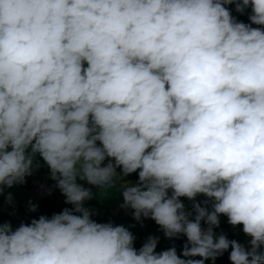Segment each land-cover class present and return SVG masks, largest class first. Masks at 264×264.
I'll use <instances>...</instances> for the list:
<instances>
[{
	"label": "clouds",
	"instance_id": "9594fccd",
	"mask_svg": "<svg viewBox=\"0 0 264 264\" xmlns=\"http://www.w3.org/2000/svg\"><path fill=\"white\" fill-rule=\"evenodd\" d=\"M42 166L72 207L0 222V264H264V0H0V196Z\"/></svg>",
	"mask_w": 264,
	"mask_h": 264
},
{
	"label": "crops",
	"instance_id": "0c3cea01",
	"mask_svg": "<svg viewBox=\"0 0 264 264\" xmlns=\"http://www.w3.org/2000/svg\"><path fill=\"white\" fill-rule=\"evenodd\" d=\"M232 10V14L235 16L236 13L234 10V5L228 6ZM250 11V10H249ZM42 162V161H41ZM43 163V162H42ZM46 176L45 178L48 181L49 172L46 167H44V171L40 169L36 171L31 177L27 178V183L23 186H14L11 189H6L3 196H0V222H8L10 221L12 225L15 223V215H23L26 219L31 221L33 218H38L40 215H46L51 217L53 213H59L63 208L69 207L71 205H66L64 203V197L60 193L58 189H56L55 193L52 196H47L43 198L37 197L34 191L35 185L40 182V178ZM136 174H132L131 176L125 178L127 180L136 181ZM83 183V182H82ZM86 187H92L90 185L85 184ZM119 184L117 185V188ZM93 193L95 194L94 198L90 201L85 202V207H88L98 214L93 216L97 222H106L108 220H112L115 224H123L125 227H128L130 231L136 236V240L139 244L134 243V247L139 248L142 246L143 242L149 235H157V230L153 226H149L145 224V219L143 223L136 222L132 218V210L131 209H123L120 208L119 205L122 203V196H120L119 191L116 188L110 190H103L93 187ZM8 192L13 194L14 198V206H9L6 203V196ZM29 200L38 204L37 211L31 213L27 210V203ZM189 202H186V204ZM14 212V215H9V213ZM172 245L167 240H159L157 251L166 250ZM182 247H177L178 254L181 252Z\"/></svg>",
	"mask_w": 264,
	"mask_h": 264
},
{
	"label": "trees",
	"instance_id": "16d2710c",
	"mask_svg": "<svg viewBox=\"0 0 264 264\" xmlns=\"http://www.w3.org/2000/svg\"><path fill=\"white\" fill-rule=\"evenodd\" d=\"M237 17L238 20L240 21H243L245 23L248 22V12H246L244 15H241V14H236L235 15ZM42 163V162H41ZM41 171H44V166H42L40 168ZM46 176L44 175V177L40 178V182L43 180V179H46L45 178ZM136 179H138V176H136ZM47 180V179H46ZM48 181V180H47ZM39 182V183H40ZM48 182H51V181H48ZM53 182V181H52ZM38 183V184H39ZM37 184V185H38ZM35 185V187L37 186ZM34 187V188H35ZM54 194V193H53ZM52 196V195H51ZM198 199H202V197L198 198ZM187 202V201H185ZM23 216V215H21ZM24 217V216H23ZM227 218L226 217H221V229H223L229 236V238H238V239H241L243 240L244 237L242 235H239V231L240 229H237V230H233L231 228V226H229L226 222ZM145 224L149 225V226H153L156 228L157 230V236L160 237V240H167L171 245L175 244L176 247H182L183 243L185 242L186 238L185 237H181L180 239H176V240H168V239H165L163 237V234L162 232L159 230V226L155 224L154 221H152L151 219H145ZM240 228H242V226H240ZM220 229H217L216 231H219ZM135 244H139L138 241H135L134 242ZM139 249V248H137ZM260 251H264V246H261V249ZM216 264H230V261L228 260V254L225 253L222 257L218 258L215 262Z\"/></svg>",
	"mask_w": 264,
	"mask_h": 264
},
{
	"label": "built area",
	"instance_id": "2783aa9c",
	"mask_svg": "<svg viewBox=\"0 0 264 264\" xmlns=\"http://www.w3.org/2000/svg\"><path fill=\"white\" fill-rule=\"evenodd\" d=\"M54 184V182H48L46 179H43L35 188H34V191H35V194L37 195V197L39 198H43V197H47V196H51L53 195V193H55L56 190H53L52 194L51 195H47V189L50 188L52 185ZM108 221H112V220H108ZM106 221V222H108ZM21 222H24V223H28V221H26L23 216L21 215H16L15 216V223L13 225V227H18L19 224ZM104 222V223H106ZM114 224L115 222L112 221Z\"/></svg>",
	"mask_w": 264,
	"mask_h": 264
},
{
	"label": "rangeland",
	"instance_id": "374dc122",
	"mask_svg": "<svg viewBox=\"0 0 264 264\" xmlns=\"http://www.w3.org/2000/svg\"><path fill=\"white\" fill-rule=\"evenodd\" d=\"M132 182L134 183L135 181L132 180ZM103 223H104V222H103ZM196 258L198 259L199 257H196ZM205 264H212V262H211V261H206ZM215 264H216V263H215Z\"/></svg>",
	"mask_w": 264,
	"mask_h": 264
},
{
	"label": "bare ground",
	"instance_id": "6f19581e",
	"mask_svg": "<svg viewBox=\"0 0 264 264\" xmlns=\"http://www.w3.org/2000/svg\"><path fill=\"white\" fill-rule=\"evenodd\" d=\"M15 216H16V215H15ZM23 218H24L26 221H28V223H30L28 219H26L25 217H23Z\"/></svg>",
	"mask_w": 264,
	"mask_h": 264
}]
</instances>
